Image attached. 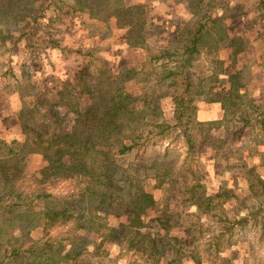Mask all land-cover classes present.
I'll use <instances>...</instances> for the list:
<instances>
[{
    "label": "rangeland",
    "instance_id": "374dc122",
    "mask_svg": "<svg viewBox=\"0 0 264 264\" xmlns=\"http://www.w3.org/2000/svg\"><path fill=\"white\" fill-rule=\"evenodd\" d=\"M262 2L0 0V142L3 159L17 156L22 166L13 183L0 180V196L12 191L28 201L48 193L50 198L37 204L56 210L63 203L70 216L59 218L53 226L31 229L30 239L17 244L24 249L31 240L44 237L55 242L50 251L40 257L4 259L2 264L155 263L154 258L108 237L109 227L117 230L115 234H129L118 227L125 224L127 200L109 199L111 205H99V196L84 193L87 180L83 177L40 181L43 150L49 141L61 134L94 139L103 127L111 130L115 125L122 131L119 138L142 135L137 153L134 149L116 156L114 175L134 178L153 195L156 206L148 213L145 231L167 234L162 252L170 254V240H174L185 256L180 264H264V115L244 128L237 120L240 110L235 121L225 120L222 103L214 101L223 98L230 85H237L244 91L245 110L254 107V114L264 110ZM204 13L222 19L229 35L217 55L221 72L214 73L211 55H201L189 70L193 91L198 89L192 96V119L215 122L210 134L194 122L185 128L173 125L172 98L177 88L164 77L174 62L170 57L154 60L177 51L185 42L186 30L194 29ZM81 71L87 74L89 95L79 93ZM230 77L236 78L234 83ZM23 123L34 127L40 140L22 129ZM163 123L173 128L160 134L157 127ZM27 139L29 147L22 150ZM128 140L124 139L129 144ZM93 155L87 163L97 174ZM153 165L174 182L154 180ZM194 186L207 196L222 189L232 193L223 206L198 220L192 217L197 208L188 205L186 198L188 187ZM158 216L168 220L164 226ZM21 220L7 228L0 222V241L10 234L20 238L25 227ZM11 247L3 245L0 257Z\"/></svg>",
    "mask_w": 264,
    "mask_h": 264
},
{
    "label": "trees",
    "instance_id": "16d2710c",
    "mask_svg": "<svg viewBox=\"0 0 264 264\" xmlns=\"http://www.w3.org/2000/svg\"><path fill=\"white\" fill-rule=\"evenodd\" d=\"M262 5L264 6V2H262ZM185 33V42L177 51L173 52L172 55L163 53L160 56H156L154 60L157 61L161 58L170 57L172 62H174L173 68H170L164 77L165 80L171 81L174 87L177 88L172 98L173 125L178 128H185L190 122H194V126L199 130L205 128V133H209L210 127L217 125L215 122L201 123L192 119L193 113L195 114V108L191 107V101L192 96L194 93H197L196 90L198 89L193 91L194 79L190 75L189 70L194 66L196 60H199L198 58L201 55H211V63L215 64L214 73L215 71L216 74L221 72L222 62L218 59L217 55L224 47L229 35L227 34V29L222 19L219 17H210L205 13L201 15L196 23V27L190 30L187 29ZM51 43L54 47L63 49L57 43ZM86 76L85 71H81L77 77V87L79 88V93L81 92V96L82 93L89 95L92 92L87 88V84L85 83ZM212 76L215 77L216 75L214 74ZM235 79L232 78L230 82L234 83L233 80L235 81ZM238 87L237 85H230L228 96L221 98L223 103L222 118L233 122L236 118H234L235 112L240 110L238 114H242V116L238 117L239 115H237V120L242 123V127L249 128L251 122L262 120L264 110L257 114L251 113L255 110L254 107H251L250 111L248 109L245 110L242 104V97L238 93ZM128 98L131 99V96ZM60 105L65 106L64 102H61ZM23 113L24 111L20 112V121H22ZM54 115L57 116V112ZM173 125L163 123L157 128L160 129V134H163L167 130L172 129ZM22 129L31 132L40 140L41 136L38 131L36 132L34 127L23 123ZM102 129L103 131L94 139H76L73 134H61L49 141L43 150L45 166L39 173L41 183H46L50 179L59 180L71 177H83L87 180V185L83 190L84 193L86 192V195L90 194L91 197L99 196V205H111L109 199L123 198L127 200L125 224H120L118 227L122 226L126 231L129 230V234L124 232H121V235L115 234L117 230L109 227L108 230L105 229L108 237L119 245L126 244L128 249L142 253V255H145L149 259L154 258L156 261L153 264H159L158 262L160 260L162 264L163 260L165 264H180L181 259L183 257L185 258V256H183L181 249L177 246V242L170 240L169 248H171V252L169 251L170 254H167V252H162L163 249L160 248L163 245L164 236L168 238L167 234L159 232L152 234L145 231V226L148 223V213L156 206L153 195L145 190L143 183L134 181V178L130 180L126 175L120 177L114 175V171H116V156L125 155L134 149L137 153L142 147L140 143L142 135L134 136L132 133L128 138H124L129 139L128 144L124 139L117 137L122 135V131L116 125L111 130H107L106 127ZM112 134H114L112 139H108ZM26 137L29 138V133ZM204 139L209 140V137L207 136ZM186 140L189 148L192 149L194 145L188 135H186ZM32 142L40 144V141L36 142L33 140ZM42 143L45 144L44 141ZM2 145L4 144L0 142V180L6 184H11L16 181L18 174L22 171V166H20L21 160L17 156L3 159ZM20 147L22 150L29 147V140L27 139L26 143ZM91 154H94L92 158L97 160L99 169L97 174L89 170L87 160ZM159 167L152 166L154 171L152 175L153 179L159 183L169 182L172 184L174 181L169 179L168 173L164 172L165 170H159ZM199 188H195V186L188 187L186 192L187 204L197 208L196 213L192 217L198 220L200 219L199 216L205 215L207 212L209 214L216 206H223L224 203L228 202L232 193L228 189H222L215 195L207 196L203 192L201 193L198 190ZM23 198L21 193L12 191L0 196L1 224L7 228L13 222L16 224L18 218H22L21 223L25 225L20 238H15L10 234L6 241H0V248L6 244L7 246H12L9 251L2 253L3 256L0 257V264L3 263L4 259L40 257L50 251L54 247L55 242L44 237L31 240L24 249H22V244H17L22 239L29 240L28 232L33 228L53 226L59 218L66 220L70 218L68 215L69 211L65 206L63 207V203L56 210L47 205L42 206L37 204L38 201H44L50 198L48 193H38L28 201H25ZM99 209L102 211L101 208ZM157 220L162 226L168 221L166 218L159 216ZM159 228L161 229L160 226ZM100 230L98 228L99 232ZM108 237L105 240H108ZM11 242H14L15 245H12ZM212 245H214V242ZM186 256L188 255L186 254ZM187 258L192 259L190 256Z\"/></svg>",
    "mask_w": 264,
    "mask_h": 264
},
{
    "label": "crops",
    "instance_id": "0c3cea01",
    "mask_svg": "<svg viewBox=\"0 0 264 264\" xmlns=\"http://www.w3.org/2000/svg\"><path fill=\"white\" fill-rule=\"evenodd\" d=\"M228 90H229V88H228ZM244 91L243 90H239L238 91V93L240 94V96L242 97V93H243ZM225 96H228V92H226L225 91ZM214 101H218V102H221L222 103V101H221V99H218V100H214ZM214 101H209V102H214ZM222 117H223V103H222ZM196 119H197V112H196ZM198 120V119H197ZM212 121H214V120H212ZM199 122V121H198Z\"/></svg>",
    "mask_w": 264,
    "mask_h": 264
}]
</instances>
